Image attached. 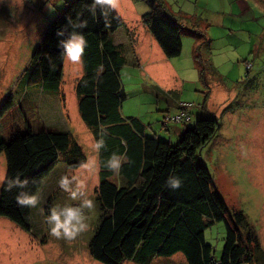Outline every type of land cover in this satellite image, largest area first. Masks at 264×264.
Here are the masks:
<instances>
[{
	"label": "rangeland",
	"instance_id": "rangeland-1",
	"mask_svg": "<svg viewBox=\"0 0 264 264\" xmlns=\"http://www.w3.org/2000/svg\"><path fill=\"white\" fill-rule=\"evenodd\" d=\"M67 1L56 4V0H48L47 4V0H0V105L10 94L16 98L30 95L37 100L44 122L67 131L80 144L90 165L68 169L63 157L58 159L37 192V205L31 206L30 231L0 217V264H102L89 253V241L100 216L96 194L100 164L99 151L92 147L93 131L82 121L78 111L75 87L84 71L83 62L66 58L61 84L55 93L37 84L27 85L23 76L49 20ZM119 1L111 0L116 7ZM162 1L175 18L186 15L201 20L200 27L206 29L210 45L199 50L198 60L193 53L194 36L182 30V53L171 58L182 77L167 79L160 73L158 80L144 61L138 64L135 56L132 60L128 46L131 59L120 70L126 93L121 113L124 118L139 119L145 126L146 136L172 145L177 144L181 133L193 128L200 117L218 119L217 134L198 155L213 175L219 194L232 209L244 213L259 243L254 264H264V0ZM133 2L137 11H143L141 13L152 9L145 1ZM243 3L248 10L241 8ZM48 5L54 9L50 10ZM138 18L128 13L123 21L125 25L132 21L139 28L142 23L136 22ZM185 21L191 24L189 19ZM142 43L148 46L145 38ZM155 46L159 47L157 43ZM195 56L206 69L205 79L200 77ZM248 63L251 69H247ZM247 73L249 79L245 80ZM225 99L226 104L222 106ZM181 103L189 104L186 110L191 120L186 123L169 120L180 113ZM8 131V119L4 117L0 120V134L5 138ZM6 168L5 154L0 152V188ZM62 175H75L83 181L78 186L83 197L71 199L58 184ZM112 180L118 185L124 184L119 173H113ZM84 197L95 201L93 209H84L85 228L70 238L52 235L44 220L48 207L54 203H79ZM225 236L223 221L214 222L205 231V241L212 246L217 261ZM123 264L138 263L126 260ZM147 264L188 263L184 254L177 252L169 257L155 256Z\"/></svg>",
	"mask_w": 264,
	"mask_h": 264
},
{
	"label": "trees",
	"instance_id": "trees-1",
	"mask_svg": "<svg viewBox=\"0 0 264 264\" xmlns=\"http://www.w3.org/2000/svg\"><path fill=\"white\" fill-rule=\"evenodd\" d=\"M152 9L142 15L168 58L182 53V30L194 36V55L210 45L204 31L197 29L194 18L187 28L185 18L171 15L162 0H140ZM69 0L49 20L40 45L23 72L27 85L37 84L49 92H58L65 58L58 48L57 28L70 30L66 18L82 23L87 46L82 54L83 75L76 82L78 111L82 121L93 131L95 140L104 136L99 150L100 183L96 189L100 209L99 223L89 241L90 256L102 264H123L134 260L147 264L155 256L169 257L182 252L188 264H254L259 243L240 210L232 209L219 194L213 175L198 155L217 134L220 123L215 117H200L193 128L185 129L177 142L145 135V126L134 117L121 113L126 93L120 70L128 63L112 34L124 26L109 0ZM186 23V24H185ZM201 52V51H200ZM201 79L206 69L198 62ZM102 66V67H101ZM250 69V68H247ZM249 73L245 80H248ZM7 117L9 131L0 134V152L6 157V175L0 188V217L30 231L31 206L18 205V187H7L12 177L26 178L29 193L41 188L58 159L63 157L68 169L80 167L87 157L80 144L65 130L46 124L38 102L30 95H8L0 105V120ZM113 151L125 159L119 171L124 184L112 180L113 172L104 161ZM63 155V156H62ZM177 175L179 187L168 186L167 178ZM225 223L226 236L220 259L205 241V231L214 222ZM256 247V248H255Z\"/></svg>",
	"mask_w": 264,
	"mask_h": 264
},
{
	"label": "clouds",
	"instance_id": "clouds-1",
	"mask_svg": "<svg viewBox=\"0 0 264 264\" xmlns=\"http://www.w3.org/2000/svg\"><path fill=\"white\" fill-rule=\"evenodd\" d=\"M63 3V0H56V4ZM100 0H95V4H99ZM48 4V0H47ZM95 4L89 10L95 14ZM49 6V9H54V6ZM67 23L70 26L68 34L65 36V28L61 26L57 28L56 35L61 37L58 40V48L61 50V54L64 58L72 62L82 63V54L87 46V40L82 32L77 31V28L82 27V23L72 21L70 18H66ZM102 67V66H101ZM105 144L104 136L101 135L95 140L92 145L93 149L98 152ZM125 156L122 153L113 151L109 154L104 161V167L111 170L113 173H119ZM90 165L87 162H82L80 167L87 168ZM75 182V183H73ZM27 183L26 178L19 176L12 177L7 184L8 188L13 186L18 187L20 190L15 194V200L18 205L35 206L38 203V196L35 192L29 193L25 191L23 186ZM168 186L175 189L180 186L181 179L177 175H172L167 178ZM61 188L69 193L72 200H76L79 197H83V192L78 191V186L83 184V181L77 179L75 175L66 176L62 175L58 181ZM95 207V201L91 197H84L80 199L79 203L65 202L54 203L48 207L47 213L44 216V220L48 226L49 232L56 236H64L66 238L73 237L78 231L82 230L86 226V217L84 209L91 210Z\"/></svg>",
	"mask_w": 264,
	"mask_h": 264
},
{
	"label": "crops",
	"instance_id": "crops-1",
	"mask_svg": "<svg viewBox=\"0 0 264 264\" xmlns=\"http://www.w3.org/2000/svg\"><path fill=\"white\" fill-rule=\"evenodd\" d=\"M109 2L111 3L112 7L119 13V15L122 17V19L128 18V13H129V15H131L132 17L138 16L139 18H138V20H136V22H141L142 15L144 13H141L143 11H137L133 0H120L118 2L117 7L112 4L111 0H109ZM241 8L243 10L244 9L248 10V6L245 3H243L241 5ZM127 10H128V12H127ZM234 11H235V8L233 7V13H234ZM182 18L186 19V15H182V16H180V18H177V19H182ZM194 21L197 22L196 23L197 29L199 31L200 30L204 31L206 36H207L206 29H204V27H202V26L200 27V22H202V21L197 19V18H194ZM184 22H186V21L184 20ZM127 25H128V27H127ZM127 25H125V23H124L123 27L119 28L117 31H115L112 34V40H113L114 44L119 46L122 49L123 53L127 57V60L131 59L128 55L129 54L128 53V46H129V48L131 50L132 60H134L136 57L138 64L140 63V60L144 61L146 63L145 67L149 68V70L153 72V74L157 80H158L157 75L160 73L164 77H166L167 79L173 78V77L174 78H176V77L181 78L182 77L181 73L176 68L174 61L172 59L166 57L162 49H161L162 52L160 51V49H159L160 45L158 44V42L156 41V39L154 38V36L151 34V32L149 31V29L147 27H145L142 24L138 28L136 26V23H134L132 21L128 22ZM190 26H191L190 24H188V25L186 24L187 28H191ZM144 38L148 41V46L144 45L143 43L141 44V41H143ZM156 43L159 45V47L155 46ZM139 46L141 49L139 48ZM134 48H136V50ZM65 60H66V58H65ZM65 60H64V64H65ZM138 66H141V65H138ZM63 67H64V65H63ZM226 100L227 99H225L222 102V104H221L222 106H225ZM39 107L40 106L38 104V109H39Z\"/></svg>",
	"mask_w": 264,
	"mask_h": 264
},
{
	"label": "built area",
	"instance_id": "built-area-1",
	"mask_svg": "<svg viewBox=\"0 0 264 264\" xmlns=\"http://www.w3.org/2000/svg\"><path fill=\"white\" fill-rule=\"evenodd\" d=\"M247 68H251V64L248 63V67ZM187 107H189V104L181 103V105L179 106V108L181 110L180 113H178V115L173 116L172 118L170 117L169 120H172V121H175V122H178V123H186V122L190 121L191 120V115L186 110Z\"/></svg>",
	"mask_w": 264,
	"mask_h": 264
}]
</instances>
